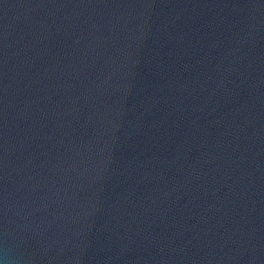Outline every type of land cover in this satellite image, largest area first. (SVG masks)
Listing matches in <instances>:
<instances>
[{"label": "water", "instance_id": "95a60500", "mask_svg": "<svg viewBox=\"0 0 264 264\" xmlns=\"http://www.w3.org/2000/svg\"><path fill=\"white\" fill-rule=\"evenodd\" d=\"M0 264H264V0H0Z\"/></svg>", "mask_w": 264, "mask_h": 264}]
</instances>
